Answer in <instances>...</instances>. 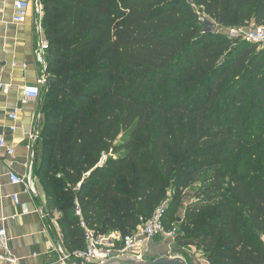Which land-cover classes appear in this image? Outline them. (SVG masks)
Returning a JSON list of instances; mask_svg holds the SVG:
<instances>
[{
	"label": "trees",
	"instance_id": "obj_1",
	"mask_svg": "<svg viewBox=\"0 0 264 264\" xmlns=\"http://www.w3.org/2000/svg\"><path fill=\"white\" fill-rule=\"evenodd\" d=\"M40 2L49 50L33 173L68 253L86 250L87 230L133 234L167 185L187 188L229 165L248 130L264 135V45L203 35L199 21L264 27V0ZM200 197L175 244H199L210 264H264V186L215 172Z\"/></svg>",
	"mask_w": 264,
	"mask_h": 264
},
{
	"label": "crops",
	"instance_id": "obj_2",
	"mask_svg": "<svg viewBox=\"0 0 264 264\" xmlns=\"http://www.w3.org/2000/svg\"><path fill=\"white\" fill-rule=\"evenodd\" d=\"M16 1L0 0V78L4 84L11 86L10 94L0 98V131H6L9 143L16 148L13 157L0 152V229L7 231L10 249L19 264H61L58 250L68 252L63 246L60 227L46 212V196L40 182L34 175L38 198L23 193L22 186L10 183L11 173L23 177L29 174L26 165L33 164L34 169L31 155L32 150L35 151L36 140L40 137L44 109L41 99L25 106L20 101L23 87L38 85L46 68L39 62L36 54L38 30L33 6L26 23L16 24L13 22ZM17 108L20 109L18 119L12 122L10 113ZM38 121L39 131L35 135ZM12 125L17 128L15 132L9 129ZM14 194L20 196L21 204L29 205L27 214H23L22 205L15 204L10 197ZM161 239L163 240L162 237L156 238L149 246L148 253L151 256L177 253L173 252L176 244L169 246Z\"/></svg>",
	"mask_w": 264,
	"mask_h": 264
},
{
	"label": "built area",
	"instance_id": "obj_3",
	"mask_svg": "<svg viewBox=\"0 0 264 264\" xmlns=\"http://www.w3.org/2000/svg\"><path fill=\"white\" fill-rule=\"evenodd\" d=\"M33 6L36 20H37V30H38V41L36 46V54L39 62L46 66V54L49 50V43L45 39L41 20L44 14V7L40 0L32 1H21L17 0L14 4V16L13 22L16 24H24L28 20L29 11ZM223 32H226L228 38L235 40H242L252 44L264 45V27H259L252 25L250 27L243 28H226L223 27ZM1 54V46H0ZM46 68L43 70L45 73ZM46 82L45 77H41L38 85H27L23 87L21 105L25 106L41 98L40 86ZM11 86L6 85L2 82L0 78V98L6 97L10 94ZM20 109L17 108L10 113V119L12 122H16L18 119V114ZM11 132L17 130L15 125L10 128ZM35 140V137L34 139ZM0 152H4L7 156L13 157L16 154V148L14 145L9 143L7 139L6 131H0ZM32 161L35 160V151L32 150ZM29 174L23 177L18 176L15 173L10 174V183L13 186H22L23 193L31 195L34 198H38V191L36 189V179L33 174V164L26 165ZM81 184L78 185V188ZM14 203L19 205L20 196L17 194L10 196ZM23 207V214L29 212L28 204H21ZM77 213L80 214L81 211L77 208ZM167 213V208L165 206H159L154 213L148 219H141L140 225L137 227L133 234L128 236H122L119 232H111L104 235H96L94 232L86 231V250L83 252L75 253H65L61 249L58 250L60 254L61 264H73L75 261H84L88 264H94L102 259L109 258L121 253L130 252L139 255L148 253L149 246L158 237H162L164 242L168 241L169 246L175 245L179 230L176 225H172L170 228L165 226V216ZM46 217V214L43 213ZM197 254V253H196ZM37 257V255H34ZM199 258H202L199 256ZM19 264L18 259L12 254L10 249L9 239L7 231L5 229H0V264ZM197 264V263H196ZM202 264V263H201ZM203 264H210L207 260Z\"/></svg>",
	"mask_w": 264,
	"mask_h": 264
},
{
	"label": "rangeland",
	"instance_id": "obj_4",
	"mask_svg": "<svg viewBox=\"0 0 264 264\" xmlns=\"http://www.w3.org/2000/svg\"><path fill=\"white\" fill-rule=\"evenodd\" d=\"M215 33L228 37L226 32H223V27L220 26L217 27ZM43 76L47 79L45 73H42L40 77ZM45 84L46 82L40 86L42 96L44 94ZM151 96L153 95H148L147 99ZM139 136L141 137V135ZM244 141L245 143L229 165L209 168L199 172L196 175V180L184 189H175L173 184L167 185L165 198L160 205L165 206L169 210L170 221L176 225L178 230L183 226L185 221V211L189 204L197 202L198 204H202V197L197 198V193L204 186V180L208 177H212L215 172L226 176L233 174L255 188L264 186V135L259 137L256 131L250 129L248 130L247 137H245ZM42 144L43 141L38 138L35 144L34 162H36V164L41 156ZM214 208H217V206L214 205ZM214 212L215 211H212V213ZM198 224L199 222H196L194 223V226L196 227ZM262 240L264 242V237H262ZM162 241L164 242V240ZM165 242L169 244L168 241ZM198 248L199 244L184 246L175 245L173 246V252L184 254L191 264H203L206 262L207 258L205 254L201 253V250H198ZM151 255V253H144L142 256L148 259L157 258ZM199 256L202 258H199Z\"/></svg>",
	"mask_w": 264,
	"mask_h": 264
},
{
	"label": "water",
	"instance_id": "obj_5",
	"mask_svg": "<svg viewBox=\"0 0 264 264\" xmlns=\"http://www.w3.org/2000/svg\"><path fill=\"white\" fill-rule=\"evenodd\" d=\"M200 24L203 26L202 34H214L218 25L206 18L204 15H199ZM39 131V121L35 127V135ZM73 264H88L84 261H75ZM94 264H191L184 254L177 253L173 255H163L157 258H144L142 255L125 252L109 258H105Z\"/></svg>",
	"mask_w": 264,
	"mask_h": 264
}]
</instances>
